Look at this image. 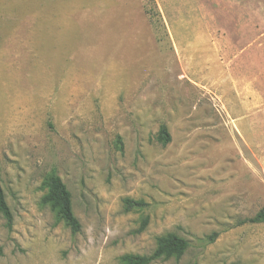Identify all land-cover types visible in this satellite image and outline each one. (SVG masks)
I'll use <instances>...</instances> for the list:
<instances>
[{
    "label": "rangeland",
    "instance_id": "374dc122",
    "mask_svg": "<svg viewBox=\"0 0 264 264\" xmlns=\"http://www.w3.org/2000/svg\"><path fill=\"white\" fill-rule=\"evenodd\" d=\"M0 186V264H264V0H0Z\"/></svg>",
    "mask_w": 264,
    "mask_h": 264
},
{
    "label": "trees",
    "instance_id": "16d2710c",
    "mask_svg": "<svg viewBox=\"0 0 264 264\" xmlns=\"http://www.w3.org/2000/svg\"><path fill=\"white\" fill-rule=\"evenodd\" d=\"M159 138L164 142H168L170 137L165 129L161 127L159 131ZM44 202L51 204L52 208L57 210V220L62 222L71 233L75 234L80 231V223L75 217L72 208V200L70 193L65 185L57 177H54L49 182L48 192L44 197ZM129 209L142 208L145 204L142 201L134 202L130 200L125 201ZM0 215L6 222V228L11 230L13 217L11 211L6 203L3 190L0 186ZM264 223V207L250 219L243 220L240 224H262ZM147 225V219H143L139 231L145 229ZM217 238L216 234L208 237L207 241L213 243ZM189 243L174 235L167 234L157 239L156 248L149 256H137V255H125L120 258L123 264H151L159 259H180L188 250Z\"/></svg>",
    "mask_w": 264,
    "mask_h": 264
}]
</instances>
